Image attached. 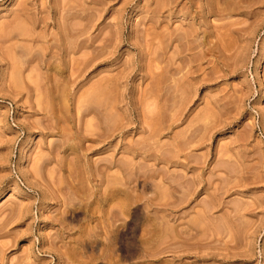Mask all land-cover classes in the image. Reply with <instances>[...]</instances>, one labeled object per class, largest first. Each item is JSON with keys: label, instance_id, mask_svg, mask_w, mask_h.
<instances>
[{"label": "rangeland", "instance_id": "374dc122", "mask_svg": "<svg viewBox=\"0 0 264 264\" xmlns=\"http://www.w3.org/2000/svg\"><path fill=\"white\" fill-rule=\"evenodd\" d=\"M0 264H264V0H0Z\"/></svg>", "mask_w": 264, "mask_h": 264}, {"label": "bare ground", "instance_id": "6f19581e", "mask_svg": "<svg viewBox=\"0 0 264 264\" xmlns=\"http://www.w3.org/2000/svg\"><path fill=\"white\" fill-rule=\"evenodd\" d=\"M83 33V32H82ZM171 42H172V40H171ZM101 88V87H100ZM103 88V87H102ZM96 90V89H95ZM97 91V90H96ZM105 95V94H104ZM65 96V95H64ZM67 103V102H66ZM53 104V103H52ZM189 157V156H188ZM191 157V156H190ZM190 159V158H189ZM190 162H189V160H188V162L187 163H183V166L185 167V168H187V169H191V167H190ZM190 183V182H189ZM253 205V204H252ZM251 205V206H252ZM208 206V205H207ZM172 207H173V204L169 207V208H171V210H172ZM210 207V206H209ZM212 207V206H211ZM210 207V208H211ZM208 208V207H207ZM207 208L206 209H204V215H205V213H206V215L208 216V213H209V211H210V209H209V211H207ZM212 209H213V207H212ZM170 212V211H169ZM174 212V211H173ZM203 214V213H202ZM200 215H201V213H200ZM202 216V215H201ZM197 223H198V220H197ZM201 223V222H200ZM203 223V222H202ZM199 225V224H198ZM193 227V226H192ZM189 230H190V228H189ZM174 245V244H173Z\"/></svg>", "mask_w": 264, "mask_h": 264}]
</instances>
